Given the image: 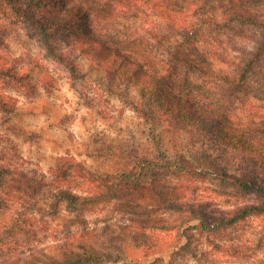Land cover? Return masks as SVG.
<instances>
[{
	"label": "rangeland",
	"instance_id": "374dc122",
	"mask_svg": "<svg viewBox=\"0 0 264 264\" xmlns=\"http://www.w3.org/2000/svg\"><path fill=\"white\" fill-rule=\"evenodd\" d=\"M76 1L88 3L100 18L112 12L100 0ZM175 1L186 6L190 0ZM36 2L0 0V71L12 70L22 79L0 78V98L15 107L12 113L0 107V167L9 171L0 179V248L5 247L3 236L11 242H21L24 237L18 231L14 236L8 234L19 218L15 208L21 209L20 197H24L23 192H15L11 180L27 182L35 176L55 188H72L78 194L103 193L109 198L114 194L117 174L135 166L136 156L148 154L157 138L172 152L168 160L185 155V161L192 162L183 165L181 172H163L158 180L151 176L128 178L126 181L146 189L96 203L84 216L76 213L69 224L61 216L60 223L72 224L73 232H90L91 237L88 235L85 241L105 240L115 230L113 237L131 249L125 254L108 250L115 261L106 264H264V213L215 231H201L199 221L194 219H199L198 212L207 213L213 220L231 211L262 208L264 196L244 191L193 162L188 152L197 151V144L177 134L175 126L147 125L132 107L136 95L133 88L84 56L83 49L72 53L76 34L86 30V24L78 23L76 30L66 26L59 31L54 18L48 17L50 21H44L47 29H43L38 23L41 18L34 13L49 6ZM109 19H115L110 28H117L114 31L122 35L138 32L143 36L147 29L155 28L171 36L175 29L151 11L141 13L140 18L123 13ZM102 30L103 34L107 32ZM96 33L102 38L103 34ZM199 49L198 67L203 71L179 64L181 71L175 76L195 86L203 105L224 111L248 136L264 138V26L235 21L212 27L200 39ZM64 52L76 64V75L63 60ZM63 158L74 167L61 170L66 162ZM153 182L158 194L150 191ZM29 186L27 193L36 198L38 207L51 211L37 188ZM8 202L13 205L9 211ZM159 221L179 224L155 228ZM143 243L145 249L135 247ZM9 247L0 255H7Z\"/></svg>",
	"mask_w": 264,
	"mask_h": 264
},
{
	"label": "trees",
	"instance_id": "16d2710c",
	"mask_svg": "<svg viewBox=\"0 0 264 264\" xmlns=\"http://www.w3.org/2000/svg\"><path fill=\"white\" fill-rule=\"evenodd\" d=\"M36 1L38 5L49 6L46 10H36L34 13L41 18L38 23L43 29H47L44 21H50L48 17L54 18L55 29L59 31L66 26H72L76 30L79 29L76 28L78 23L86 24V30L82 29L76 34L78 39L72 53L83 49L84 56L119 76L128 88H133L136 95L132 107L147 125L154 128L166 125L171 129L175 126L177 134L186 135L197 144V151L188 152L193 162L207 167L221 179L232 181L244 191H255L264 196V138L248 136L224 111L203 105L194 90L195 86L189 80L175 76L181 71L179 64L203 71L198 67V57L201 56L199 42L212 27L235 21L264 26V3L257 4L258 0H190L185 6L175 0H100L112 10L107 18H100L88 7V3L76 0ZM149 11L159 14L174 26L171 36L162 34L155 28L147 29L143 36L138 32L122 35L114 31L117 28H110V23L115 19L109 18L120 17L123 13L140 18L141 13ZM102 29L107 32L103 34ZM96 32L103 34L102 38ZM161 52L163 56H160ZM65 56L66 52L63 53V60L69 63V68L76 75V64H72L71 59ZM241 73L244 74V70ZM5 77L17 81L21 79L12 70L0 71V78ZM0 107L9 113L15 109L1 98ZM155 139L156 146L148 154L138 155L133 160L134 163L137 160L135 166L125 169L120 176L117 174V179L113 182L114 194H110L109 198L108 194L103 193L78 194L72 188H55L54 184L38 180L35 176L28 178L27 182L11 180L15 185V192H23L24 197H20L23 203L21 209L15 208L19 218L11 224L8 234L14 236L18 231L24 237L21 242H11L3 236V247H10L7 255L1 253L0 264H106L108 261H115L108 250L119 254L128 253L130 246L113 237L115 230L110 229L112 237L105 240L85 241L88 235L91 237L90 232L86 231L84 235L73 232L72 224L67 226L60 223V219L65 218L69 224L76 213L78 217L84 216L86 210L96 203L117 199L116 197H120L117 195L130 191L133 196L141 188L146 189L136 182L126 181L128 178L151 176V179L158 180L163 172L169 169L183 171L192 162L185 161V155L173 161L168 160L169 151L164 148L160 139ZM174 153L179 155L180 152ZM63 159L66 162L61 164V170L74 167L69 159ZM0 168L1 179V175L8 174L9 171L4 166ZM138 168H141L140 172L137 171ZM72 169L76 171L75 168ZM29 185L37 188L39 196L52 208L51 211L44 206L38 207L36 198L27 193ZM151 185L150 191L158 194L156 182ZM10 193L9 201L13 198V192ZM6 208L9 211L13 205L8 202ZM259 213H264V206L231 211L213 220L207 213L198 212L199 219H194L199 221L198 229L201 231H215ZM176 223L179 224L159 221L155 222L154 227L167 229ZM135 247L142 250L147 245L143 243ZM4 248L1 247L0 252ZM18 250L20 254L17 256Z\"/></svg>",
	"mask_w": 264,
	"mask_h": 264
}]
</instances>
